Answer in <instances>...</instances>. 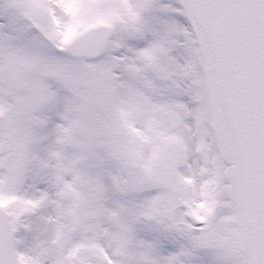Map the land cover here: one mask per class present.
Masks as SVG:
<instances>
[{
    "label": "snow or ice",
    "instance_id": "obj_1",
    "mask_svg": "<svg viewBox=\"0 0 264 264\" xmlns=\"http://www.w3.org/2000/svg\"><path fill=\"white\" fill-rule=\"evenodd\" d=\"M0 264H264V0H0Z\"/></svg>",
    "mask_w": 264,
    "mask_h": 264
}]
</instances>
